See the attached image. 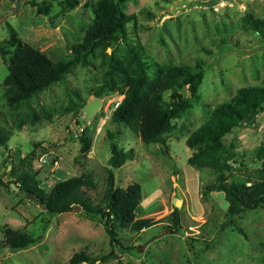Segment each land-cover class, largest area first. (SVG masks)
<instances>
[{
	"label": "rangeland",
	"instance_id": "rangeland-1",
	"mask_svg": "<svg viewBox=\"0 0 264 264\" xmlns=\"http://www.w3.org/2000/svg\"><path fill=\"white\" fill-rule=\"evenodd\" d=\"M97 1L80 0L59 15L62 0H0V42L10 24L24 42L50 59H69L68 48L82 40ZM38 5L47 6L48 13H38ZM124 10L134 16L126 24L128 35L107 52L126 62L127 45H139L152 65L194 68L200 63L204 73L199 98L173 119L165 135L167 156L159 144H145L124 123L111 120L112 104L123 98L126 87L96 96L107 69L101 47L88 65H75L63 80L12 107L2 86L7 65L0 57V127L8 137L0 146V264H68L77 252L92 259L81 264H264V206L235 215L231 223L221 190L202 195L223 174L226 181L246 185L264 178V113L257 112L224 136L214 167L189 164L188 157L198 148L186 145L213 108L239 88L264 87V0H130ZM255 20H260V32ZM176 90L190 96L188 85ZM95 98L101 105L87 119L83 107ZM81 121L89 125L92 141L85 158L79 153ZM112 142L133 150L132 159L113 169L115 186L139 183L142 197L135 218L150 217L156 223L138 232L119 228L121 243L137 251L117 250L101 261L112 246L98 219L76 209L50 213L26 198L14 182L24 171L49 192L58 181L87 172L94 182L87 193L97 200L106 189ZM175 210L180 230H175ZM5 227L40 235L41 241L12 251L3 243Z\"/></svg>",
	"mask_w": 264,
	"mask_h": 264
},
{
	"label": "trees",
	"instance_id": "trees-1",
	"mask_svg": "<svg viewBox=\"0 0 264 264\" xmlns=\"http://www.w3.org/2000/svg\"><path fill=\"white\" fill-rule=\"evenodd\" d=\"M130 0H98L92 4L94 17L86 28L82 40L69 46L72 57L65 60H52L40 50L24 42L16 30L8 24V36L0 42V57L7 65V75L2 82L9 106L25 103L31 96L43 91L51 84L63 80L64 76L77 65H88L94 50L101 47L107 59V69L104 73V83L99 86L96 96L105 90L113 91L118 87H126L123 98L117 105L113 103L111 120L124 123L145 144L157 143L162 152L168 154L166 133L173 127V119L182 111L192 107L198 96L204 69L196 64L194 68L182 65L160 67L152 65L145 59L142 47L127 45V61L121 62L115 54H109L107 47L119 42L128 35L126 24L133 15L124 10ZM80 0H62L59 15L76 7ZM49 8L38 5V13L46 14ZM255 29L260 32V20H255ZM230 46V45H229ZM151 69V71H150ZM119 83V84H118ZM188 85L190 96H182L176 87ZM170 92L168 98L164 97ZM257 112L264 113V87L244 86L237 90L229 100L215 106L204 123L194 130L186 139V145L198 149L188 157V163L197 167H214L221 157L223 138L242 122L251 120ZM36 119V114H33ZM79 153L85 158L91 149L89 125L78 122ZM7 133L0 127V146L7 141ZM133 158V150L124 151L110 144L106 189L102 196L94 200L88 193L94 188L90 173H82L58 181L49 192L39 187L34 175L22 172L15 184L23 191L35 195V200L43 204L50 213L69 212L79 206L86 217L96 218L109 235L112 249L108 255L99 258L104 261L114 256L115 251H137L135 246H124L118 238L119 228L129 227L138 232L156 223L153 218H135V211L141 201V186L137 182L128 184L125 188L115 186L114 168H118L126 160ZM13 172L12 170L8 171ZM223 176V177H222ZM221 190L227 201L226 214L231 219L258 205L264 206V178L246 185L239 182L226 181L224 174L218 182L206 185L202 195L210 191ZM174 216L175 230H180L176 210ZM236 229L242 233L241 228ZM3 243L8 249L20 250L41 241V236L18 229L5 227ZM85 253L77 252L70 258L68 264L91 262Z\"/></svg>",
	"mask_w": 264,
	"mask_h": 264
},
{
	"label": "water",
	"instance_id": "water-1",
	"mask_svg": "<svg viewBox=\"0 0 264 264\" xmlns=\"http://www.w3.org/2000/svg\"><path fill=\"white\" fill-rule=\"evenodd\" d=\"M101 102L102 101L100 99L95 98L84 105L83 112L87 119H90L94 115V113L97 111V109L101 105ZM84 123L87 125V122H84ZM11 186L14 187L15 189H18L17 187H15L13 183L11 184ZM24 193H25L26 198L35 200V195L33 193L28 192V191H24ZM176 204H178V202ZM39 205L41 208L46 209V207L43 204L39 203ZM74 209L80 210V207L76 206L74 207Z\"/></svg>",
	"mask_w": 264,
	"mask_h": 264
},
{
	"label": "crops",
	"instance_id": "crops-1",
	"mask_svg": "<svg viewBox=\"0 0 264 264\" xmlns=\"http://www.w3.org/2000/svg\"><path fill=\"white\" fill-rule=\"evenodd\" d=\"M245 3H250V2H254V1H258V0H243Z\"/></svg>",
	"mask_w": 264,
	"mask_h": 264
},
{
	"label": "built area",
	"instance_id": "built-area-1",
	"mask_svg": "<svg viewBox=\"0 0 264 264\" xmlns=\"http://www.w3.org/2000/svg\"><path fill=\"white\" fill-rule=\"evenodd\" d=\"M119 102V101H118ZM118 102H115V105H117L118 104Z\"/></svg>",
	"mask_w": 264,
	"mask_h": 264
}]
</instances>
